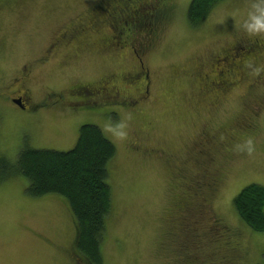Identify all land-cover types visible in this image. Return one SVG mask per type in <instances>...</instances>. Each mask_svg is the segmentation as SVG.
Returning <instances> with one entry per match:
<instances>
[{
	"label": "rangeland",
	"instance_id": "rangeland-1",
	"mask_svg": "<svg viewBox=\"0 0 264 264\" xmlns=\"http://www.w3.org/2000/svg\"><path fill=\"white\" fill-rule=\"evenodd\" d=\"M103 1L0 0L3 165L27 145L69 151L80 127L94 125L117 150L104 264H264V233L234 205L246 186H264V71L251 75L264 67V50L241 65L227 61L238 44H264V34L237 26L254 0L223 2L199 28L187 19L191 0H136L138 13L129 1ZM113 35L129 46H111ZM15 78L30 94L28 110L10 100ZM90 86L114 98L85 102ZM122 120L125 139L109 130ZM248 139L252 155L236 148ZM5 168L0 264H86L67 203L29 197L26 179ZM216 225L227 250L213 238Z\"/></svg>",
	"mask_w": 264,
	"mask_h": 264
},
{
	"label": "trees",
	"instance_id": "trees-1",
	"mask_svg": "<svg viewBox=\"0 0 264 264\" xmlns=\"http://www.w3.org/2000/svg\"><path fill=\"white\" fill-rule=\"evenodd\" d=\"M225 1L227 0H191L187 11L190 26L201 27L216 7ZM259 44L252 42L236 45V51L241 49L238 56L236 54L239 64L241 57L252 59L256 51H261L256 47ZM116 152L115 145L105 137L100 128L83 125L73 149L58 152L33 149L27 145L19 152L14 165H3L5 161L0 158V167H6L9 177L20 176L26 179V194L29 197L53 195L65 201L75 220L77 251L84 257L86 264H104L101 246L106 232L105 221L112 207V192L108 185L109 166ZM194 185H197V190L204 189L203 183L195 182ZM211 185L210 182L209 187ZM234 205L241 221L248 228L256 233H264V186H246L234 199ZM219 230L223 231L221 225L210 229L215 241L225 244L224 232L221 240L214 236ZM223 248L227 250L226 244Z\"/></svg>",
	"mask_w": 264,
	"mask_h": 264
},
{
	"label": "clouds",
	"instance_id": "clouds-1",
	"mask_svg": "<svg viewBox=\"0 0 264 264\" xmlns=\"http://www.w3.org/2000/svg\"><path fill=\"white\" fill-rule=\"evenodd\" d=\"M233 15L235 16L236 13H233ZM237 26L250 36L264 34V0H254ZM262 71H264V67L256 66L252 69L251 75L258 76ZM109 130L113 131L119 139H125L129 134L126 120H122L115 127L109 126ZM236 148L248 155H252L255 150L252 139L237 145Z\"/></svg>",
	"mask_w": 264,
	"mask_h": 264
},
{
	"label": "flooded vegetation",
	"instance_id": "flooded-vegetation-1",
	"mask_svg": "<svg viewBox=\"0 0 264 264\" xmlns=\"http://www.w3.org/2000/svg\"><path fill=\"white\" fill-rule=\"evenodd\" d=\"M112 1L113 0H104L103 1V5H106L107 3H112ZM126 1H129V2H131L132 3V5L135 7V9H136V11H137V13L140 11V9H139V6H138V4H136V0H126ZM102 3V2H101ZM102 5V4H101ZM133 26H134V24H132ZM129 28V32H127V34H129V35H131L130 36V38L131 39H137V37L133 34V29L132 28H130V27H128ZM131 31V32H130ZM62 36H64V35H62ZM118 40H121L120 39V37H118V36H116V35H113V36H111V39H110V45L111 46H115L116 48H125L126 46H129V45H119V42H118ZM138 41V40H137ZM260 43L259 45H257L256 47H258L259 48V50H261V51H257V52H262V50H264V44H263V42H261L260 40H254V43ZM244 43V42H243ZM255 47V48H256ZM254 48V49H255ZM254 49L253 50H251V53L254 51ZM233 51H236V48H234L233 49ZM255 54V53H254ZM228 57H230V58H232V60H238V59H236V54H233L232 55V53H230V54H228L227 55ZM227 57V61L228 62H232V61H230L229 60V58ZM252 57H253V55H252ZM248 58V57H247ZM247 58L245 57V56H243V57H241V61L243 62V61H249V60H251V59H248L247 60ZM221 61L223 62L221 65H218L221 69H223L227 64H228V62H227V64L225 63V60L224 59H221ZM142 62H140V64H141ZM245 65H247L248 66V62H246L245 63ZM19 82V79H17V78H15L14 79V87L16 88L14 91H13V96L10 98V100H11V102L12 103H14L15 105H19L22 109H24V110H28L27 109V106H26V104L27 103H29V101H30V94H29V92L28 91H26V93L24 94V95H22L21 94V91L20 90H17V87L15 86L17 83ZM19 85H21V83H19ZM221 85H227V81L225 82V81H221ZM86 90L84 91H82L81 92V94L83 95V97L85 98V102H87V101H90V100H92V102H94V101H96L98 98H100V97H106V98H108V99H112V98H114V97H111L110 95H107V94H105L104 93V90L102 89V88H95V87H93V86H90L89 88H85ZM79 93V92H78ZM18 96L17 98L15 97V96ZM72 96L74 97V95L72 94ZM22 101H24V102H22ZM212 184V183H211Z\"/></svg>",
	"mask_w": 264,
	"mask_h": 264
}]
</instances>
